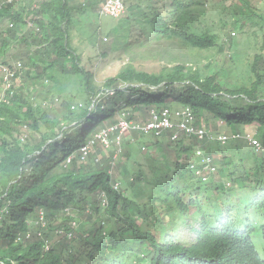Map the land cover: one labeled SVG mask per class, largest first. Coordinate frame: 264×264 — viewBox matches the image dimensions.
Here are the masks:
<instances>
[{"label": "trees", "instance_id": "1", "mask_svg": "<svg viewBox=\"0 0 264 264\" xmlns=\"http://www.w3.org/2000/svg\"><path fill=\"white\" fill-rule=\"evenodd\" d=\"M101 1L84 0L78 5V11L93 10ZM167 1L169 9L160 4V0L153 5L155 12L150 23L155 33L178 38L193 48L208 50L217 46L218 35L196 23L197 14H204V0ZM233 5V24H239L242 29L253 22V13L244 10L242 3L234 2ZM72 9L69 0H43L37 8L28 10L24 6L16 8L12 1L0 9V18L8 17L15 24L7 30L12 38L17 35L18 26L26 23L25 15L33 21V26L36 24L33 40L38 45L36 52L48 59L42 72L47 68L57 69L56 65L61 72L70 69L79 76L86 95L102 93V102L92 109L86 106L71 110V102L63 100L67 109L64 119L69 126L74 123L70 131L63 130L62 126L56 129L55 119L47 118L38 106L15 89L8 101L0 100V264H128L127 250L132 251L136 262L141 264L139 248L146 246L147 264H264L253 239L255 227L239 223L233 217L238 214L230 201L218 202L216 206L204 199L208 191L226 189L234 194V184L240 191L246 181H253L250 187L254 195L248 200L264 207V157L245 138L231 136L251 131L264 147V71L258 68V60L264 61V55L258 53L253 61L247 62L245 84L230 88L224 87L216 76H202L198 70L184 64L158 72L126 67L96 88L93 72L79 62L80 56L77 57L69 43ZM260 19L261 23L255 24L259 25L262 48L264 15H260ZM3 40L1 38L0 42ZM222 47L219 44L218 50ZM62 60L68 64L60 62ZM47 75L54 78L51 73ZM174 103L178 106L174 107ZM185 107L191 110L196 124H204L206 130L214 134L213 138L205 134L201 138L178 135L172 139L168 131L160 135L153 131H131L141 138L151 135L160 145L164 144L162 138L167 136V145L176 150V159L167 165V170H173L171 174L167 170L153 172L145 183L144 178L140 184L148 202L143 204L128 198L120 183L115 189L108 164L98 165L100 159L91 155V151L100 152L99 147H104L96 142L89 143L97 126L106 124L109 119L117 123L118 118L114 117L121 113L132 124H144L146 121L141 122L139 116L145 120L149 110L160 114L164 108ZM253 124L254 131L245 129ZM224 126L228 131H221ZM22 127L41 136L33 150L28 147L26 134L19 138L14 136ZM43 128L47 131L41 132ZM58 131L62 132L60 138H57ZM220 134L227 135L224 141L217 139ZM130 144L129 140H121L117 155ZM241 144L252 152L253 166L245 168L242 174L232 171L229 181L214 187L213 181L224 173V164L230 160L222 156L224 149L239 148ZM86 145L90 151L81 159L80 148ZM196 149H200L202 155H196ZM128 152L131 153L130 149ZM214 153L221 155L218 162ZM117 155L114 158L110 152V160L115 161ZM203 157L210 160L204 161ZM240 161L243 162L242 158ZM198 170H202L201 174ZM203 175L207 177L203 179ZM127 184L128 176L123 181V189ZM97 193H103L104 197L100 195V200L94 199L89 212L95 216L96 225L82 233L78 230L77 214ZM235 196L241 198L240 194ZM192 210L194 218L199 216L201 220L199 227H192L195 241L177 242L172 238L175 235L168 232L164 218L168 217L176 232ZM136 212L142 214L147 225L145 230L136 220ZM72 220L76 221L79 233L69 238L65 236L66 242L72 243L59 251L46 249L50 230L61 226L68 229ZM52 222L57 224L52 227ZM258 233L264 252V225ZM136 247L138 250H133Z\"/></svg>", "mask_w": 264, "mask_h": 264}, {"label": "rangeland", "instance_id": "2", "mask_svg": "<svg viewBox=\"0 0 264 264\" xmlns=\"http://www.w3.org/2000/svg\"><path fill=\"white\" fill-rule=\"evenodd\" d=\"M12 1L16 8L19 9V6H24L28 10L37 8L43 0ZM82 1L69 0V5L73 8L71 12L72 22L68 29L69 43L77 57L80 56L79 62L93 72L96 88L102 87L107 78L116 75L126 67L158 72L178 64H184L193 70L196 69L202 76L214 75L220 79L224 87L230 88L245 84L247 62L253 61L254 56L258 53L264 55V45L261 48L262 39L258 29L259 25L255 24L261 23L260 15H264V0H246L247 3L244 2L245 0H204V14H197L196 23L200 25V28H207L218 35L217 46L208 48V50L193 48L185 45L178 38L164 37L155 33L150 18L155 12L153 5H155L156 0H125V12L116 18L100 13L99 5L93 10L78 11V5ZM234 2L242 3L244 10L247 9L253 13V22L242 29H239V24H233L235 21ZM160 4L169 9V1L160 0ZM27 19L25 15L24 20ZM18 27L20 29L15 38L10 37L8 31L0 34L1 38L4 39L3 43L0 42V61H19L22 67L14 82L15 91L21 94L23 98L31 100L47 118L55 119L56 129L62 126L63 130L70 131L74 123L69 126L64 119L67 109L63 100L71 102V110L76 111L78 107L84 108L86 106L92 109L102 102L100 100L102 93L100 92L95 96L86 95L81 89L79 76L72 73L70 69L61 72L59 66L56 65L57 69L47 68L45 72H42L47 67L48 59L45 56H39L36 52L38 45L33 42L34 34L37 32L36 24L28 26L26 23H21ZM219 44L223 46L221 51L218 50ZM60 62L65 65L68 64L64 60ZM258 68L264 71V61L261 59L258 60ZM48 73H51L54 78L50 79ZM173 106H178V104L174 103ZM144 114L145 112L142 113V115ZM136 116L139 115L136 113ZM148 116H150V110ZM148 116L146 117L147 120H143L141 115L139 119L141 122H147L150 118ZM114 118H118V122L125 120L122 113L121 115L116 114ZM111 120L109 119L104 125H98L94 133L97 134L102 128L112 125ZM218 122L220 125L223 124L220 120ZM254 126L255 124L245 129L254 131ZM220 129L223 132L228 131L225 126ZM46 131V128L41 130V132ZM58 132V137H56L60 138L62 132ZM123 133L120 142L121 140H129L131 144L128 147H123L122 153L117 155L115 161L110 160V152L115 154L116 151H120V149L117 150L115 143H111L109 147L101 146L99 147L100 152L95 149L91 151V155L100 159L98 165L108 164L112 182L120 183L121 190L128 198L143 204L148 201L145 199L142 190L143 185L140 183L144 178H146L144 183L149 180L153 172H166L167 165L173 164L171 160L176 159V150L167 145V136L162 138L161 141L164 144L160 145L154 142L155 139L151 135L141 138L135 132L124 131ZM25 134L27 135L28 147L33 150L41 136L38 132H32L26 127L17 130L14 136L19 138ZM248 148L241 144L239 148L234 146L233 149H224L222 156L229 157L230 160L224 164V173L213 181L214 187L229 181L232 171L242 174L245 168L253 166V154ZM129 149L131 153L128 152ZM122 154L127 155V157ZM220 156L213 154L216 162L220 160ZM241 158L243 162L240 161ZM172 170H167V172L171 174ZM126 176L129 177V184L126 185L127 188L124 187L123 189V181ZM253 183V181H246L245 186L240 191H237L234 184L232 187L235 189L234 194L229 191L226 192V189L208 191L206 193L208 196H205L204 199L208 204L216 203V206L218 202L222 204L230 201L234 205V211L238 214L233 217L238 219L239 223L251 224L255 227L256 233L253 235V239L256 240L257 249L261 257L264 258V252L259 245L262 238L258 233L260 227L264 225V207L251 204L252 201L248 200L254 195V193L252 194L253 189L250 187ZM226 186L229 185L226 184ZM235 194H240L241 198L236 197ZM99 197L100 193L90 197L89 203L83 206L84 210L77 214L78 230H82V233L96 225L95 216L89 212L94 199L100 200ZM244 198L247 199L244 200ZM243 210L247 211L244 212ZM194 216L193 210L189 211V216L184 223L180 224L176 232L168 217L164 218L168 232L175 235L172 237L173 239L177 242L186 243L195 241L196 234L192 227H199L201 220L199 216L196 215V218ZM136 220L141 222L143 230L147 228L140 212H136ZM55 224L57 222H52L51 226L53 227ZM56 230V228L52 232L50 230L51 237L46 241V249L51 248L59 251L72 243V241L67 243L66 235L59 234ZM78 235L79 233L75 232V236ZM147 249V246L142 249L139 248L140 258H142L141 264H147L145 262L148 255ZM133 250L138 249L136 247ZM127 255L130 260L128 264L137 263L132 251L127 250Z\"/></svg>", "mask_w": 264, "mask_h": 264}, {"label": "built area", "instance_id": "3", "mask_svg": "<svg viewBox=\"0 0 264 264\" xmlns=\"http://www.w3.org/2000/svg\"><path fill=\"white\" fill-rule=\"evenodd\" d=\"M11 2V0H0V9L3 6ZM125 3L124 0H102L99 4V12L110 17H118L121 16L125 12ZM28 26L33 25V21L31 19L25 20ZM14 22L8 18H0V33L6 32L9 28L14 27ZM22 64L19 61L14 62H3L0 61V100H6L13 95L14 93V82L16 78L19 76L15 75L17 71H20ZM131 132V131H142L144 133H149L153 131L154 134L160 135L164 131H168L170 133V138H176L178 135H183L185 137L195 136L197 138L203 137V135L207 134L210 138H213L214 134H211L206 130V126L204 124H196L194 120V116L191 110L188 107L182 109L170 110L168 108L162 109L160 114L156 113L154 110L150 111V118L144 124L133 123L121 120L117 123L110 125L107 128H102L100 132L97 134H93L92 139L89 143H98L103 145L104 147H109L111 143L117 144V150H119L120 139L124 134L123 132ZM232 137L240 136L246 139V141L255 148L256 151L261 152L264 157V147L262 146L260 140L257 138L254 132L246 131L242 135L240 134H232ZM226 134H220L217 136V139L224 141L226 139ZM88 145L82 146L80 148L81 159H85L87 154L89 153ZM196 155H202V151L200 149L195 150ZM119 151H116L114 154V158ZM98 160V158H96ZM204 161H209L210 159L207 157H203ZM214 169V168H213ZM202 170H198V173L201 174ZM203 179L207 176L203 175ZM113 187L117 189L119 187L118 182H113ZM102 198L104 194H100ZM103 200V199H102ZM69 209L65 211L68 212ZM41 217L40 220L43 219V213L40 211ZM45 224V223H43ZM77 227V223L75 220L71 221L70 226L66 229L64 226L56 228L57 233L65 234L67 238L71 237L74 234V230Z\"/></svg>", "mask_w": 264, "mask_h": 264}, {"label": "clouds", "instance_id": "4", "mask_svg": "<svg viewBox=\"0 0 264 264\" xmlns=\"http://www.w3.org/2000/svg\"><path fill=\"white\" fill-rule=\"evenodd\" d=\"M72 221H73V220H72ZM70 223H71V222H70ZM70 223H69V224H70ZM76 229H77V227H76ZM76 229L74 230V234H75V232H76Z\"/></svg>", "mask_w": 264, "mask_h": 264}, {"label": "crops", "instance_id": "5", "mask_svg": "<svg viewBox=\"0 0 264 264\" xmlns=\"http://www.w3.org/2000/svg\"><path fill=\"white\" fill-rule=\"evenodd\" d=\"M83 1H84V0H83ZM83 1H82V4H83ZM95 8H96V6H95ZM95 8H94V9H95Z\"/></svg>", "mask_w": 264, "mask_h": 264}]
</instances>
